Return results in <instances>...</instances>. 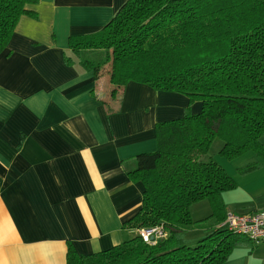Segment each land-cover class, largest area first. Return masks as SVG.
Masks as SVG:
<instances>
[{
    "label": "crops",
    "instance_id": "1",
    "mask_svg": "<svg viewBox=\"0 0 264 264\" xmlns=\"http://www.w3.org/2000/svg\"><path fill=\"white\" fill-rule=\"evenodd\" d=\"M36 1L28 5L36 17H20L0 54V264H67L69 247L89 255L139 234L125 225L142 202L143 185L129 173L136 156L157 149L156 124L201 107L133 81L112 94L107 66L95 76L66 59L72 36L99 31L126 0ZM261 159L247 162L260 163L249 173L237 168L240 182L232 162L229 173L216 159L245 187L223 193L226 211L264 209L249 179ZM190 213L208 217L209 202ZM207 223L193 229L204 237ZM222 264H264V241L236 246Z\"/></svg>",
    "mask_w": 264,
    "mask_h": 264
},
{
    "label": "trees",
    "instance_id": "2",
    "mask_svg": "<svg viewBox=\"0 0 264 264\" xmlns=\"http://www.w3.org/2000/svg\"><path fill=\"white\" fill-rule=\"evenodd\" d=\"M36 2L0 0V54L20 17H36L28 8ZM69 48L66 59L95 76L107 66L112 94L133 81L201 107L156 124L157 149L137 155L129 172L143 192L125 225L158 226L165 237L146 243L137 234L89 255L69 247L67 264H222L236 246L252 245L219 226L227 212L222 195L236 183L211 146L218 143L215 154L227 160L247 152L264 158V0H126L102 29L72 36ZM259 167L255 161L239 173ZM202 200L211 214L194 221L191 205ZM205 222L207 234L187 243L185 234Z\"/></svg>",
    "mask_w": 264,
    "mask_h": 264
},
{
    "label": "built area",
    "instance_id": "3",
    "mask_svg": "<svg viewBox=\"0 0 264 264\" xmlns=\"http://www.w3.org/2000/svg\"><path fill=\"white\" fill-rule=\"evenodd\" d=\"M220 227L238 235L247 237L254 243L264 241V209L246 213L227 211ZM139 234L146 243H154L156 240L165 237L161 227L140 229Z\"/></svg>",
    "mask_w": 264,
    "mask_h": 264
},
{
    "label": "rangeland",
    "instance_id": "4",
    "mask_svg": "<svg viewBox=\"0 0 264 264\" xmlns=\"http://www.w3.org/2000/svg\"><path fill=\"white\" fill-rule=\"evenodd\" d=\"M262 141H264V137H262ZM217 149H218V143L215 142L211 146V153H214L213 154L214 158L217 159L218 161L226 160V161H224V164H225V167L229 173H231V170H230L231 165L230 164L232 162V175H233L232 177L235 179H238L239 182L242 180L239 179L237 168L244 167L247 164V162H250L252 160V158L257 159V160L261 159L254 152H249V153H246V154L240 156L239 158H241L240 159L241 161L238 163L237 160H239V159L227 160L224 157L220 156L219 154H215ZM249 156H252V157H249ZM261 161H262V164H264V159H261ZM249 179H251L253 182H257V184L255 183V185H254L256 187V190L253 192L259 193L258 196L251 197L252 201L254 202L253 204H256L259 207L261 206V208H264V207H262V206H264V167H262L258 171L253 172V175H251V177ZM243 191H245V187L242 188V184L240 183L239 185H237V187L235 189H233L232 191H228L226 193V199L229 196H233L237 193L242 194ZM253 192H252V194H253ZM249 206H251V204L246 205L245 207H249ZM259 210H262V209H259ZM207 215L208 214H205V216H203V217L205 218ZM198 217L199 216H193L194 219H196ZM204 233H206V232L201 231V230H197V229H192L189 232H187V234L185 235V240L189 244H194V243H196V241H198L199 239H201L203 237Z\"/></svg>",
    "mask_w": 264,
    "mask_h": 264
}]
</instances>
